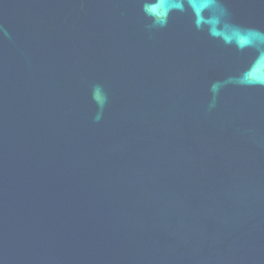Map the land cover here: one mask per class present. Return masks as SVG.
<instances>
[{
	"label": "water",
	"instance_id": "95a60500",
	"mask_svg": "<svg viewBox=\"0 0 264 264\" xmlns=\"http://www.w3.org/2000/svg\"><path fill=\"white\" fill-rule=\"evenodd\" d=\"M0 264H264V0H0Z\"/></svg>",
	"mask_w": 264,
	"mask_h": 264
}]
</instances>
